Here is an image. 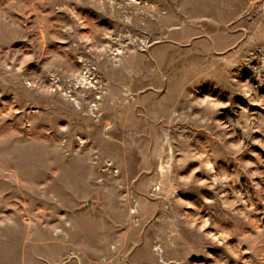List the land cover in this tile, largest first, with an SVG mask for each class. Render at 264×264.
<instances>
[{"label": "rangeland", "instance_id": "obj_1", "mask_svg": "<svg viewBox=\"0 0 264 264\" xmlns=\"http://www.w3.org/2000/svg\"><path fill=\"white\" fill-rule=\"evenodd\" d=\"M0 264H264V0H0Z\"/></svg>", "mask_w": 264, "mask_h": 264}]
</instances>
